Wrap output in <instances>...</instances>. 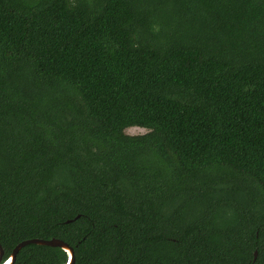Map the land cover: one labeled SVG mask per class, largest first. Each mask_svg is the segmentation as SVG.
Masks as SVG:
<instances>
[{"label": "trees", "instance_id": "trees-1", "mask_svg": "<svg viewBox=\"0 0 264 264\" xmlns=\"http://www.w3.org/2000/svg\"><path fill=\"white\" fill-rule=\"evenodd\" d=\"M33 238L264 264V0H0L2 261Z\"/></svg>", "mask_w": 264, "mask_h": 264}, {"label": "water", "instance_id": "water-1", "mask_svg": "<svg viewBox=\"0 0 264 264\" xmlns=\"http://www.w3.org/2000/svg\"><path fill=\"white\" fill-rule=\"evenodd\" d=\"M31 244L61 248L63 251L66 252L68 257V260L65 264L75 263V254L73 247H71L68 243L64 242L63 240L58 238H51V239L33 238V239L24 240L20 242L18 245H16L15 248L12 250L10 256L4 261H2L4 250L2 248V245L0 244V264H15L16 257L19 251L25 246ZM256 258H257V251H255V259Z\"/></svg>", "mask_w": 264, "mask_h": 264}, {"label": "rangeland", "instance_id": "rangeland-1", "mask_svg": "<svg viewBox=\"0 0 264 264\" xmlns=\"http://www.w3.org/2000/svg\"><path fill=\"white\" fill-rule=\"evenodd\" d=\"M125 132L129 135H140L147 133L148 130L140 127H131L126 129Z\"/></svg>", "mask_w": 264, "mask_h": 264}]
</instances>
